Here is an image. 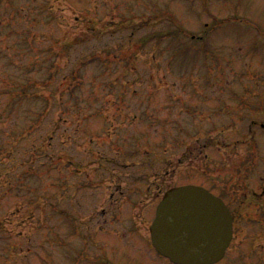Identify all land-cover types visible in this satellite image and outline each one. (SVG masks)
Masks as SVG:
<instances>
[{"label":"rangeland","instance_id":"374dc122","mask_svg":"<svg viewBox=\"0 0 264 264\" xmlns=\"http://www.w3.org/2000/svg\"><path fill=\"white\" fill-rule=\"evenodd\" d=\"M37 1L0 0V264H171L150 227L177 174L213 191L200 150L264 139V0ZM248 226L219 264H264Z\"/></svg>","mask_w":264,"mask_h":264},{"label":"water","instance_id":"95a60500","mask_svg":"<svg viewBox=\"0 0 264 264\" xmlns=\"http://www.w3.org/2000/svg\"><path fill=\"white\" fill-rule=\"evenodd\" d=\"M151 236L155 249L175 264H215L232 239V220L206 190L173 189L157 209Z\"/></svg>","mask_w":264,"mask_h":264},{"label":"flooded vegetation","instance_id":"af4514ba","mask_svg":"<svg viewBox=\"0 0 264 264\" xmlns=\"http://www.w3.org/2000/svg\"><path fill=\"white\" fill-rule=\"evenodd\" d=\"M87 3L91 5L94 2L89 3L83 1L82 5ZM35 6H37V0L35 2ZM100 8H103L104 10L107 9L105 0H99L98 2H95V5L93 6V9L95 10L94 14H99V12H102ZM71 9H75L74 4L72 5ZM4 11H7V9ZM99 20H96V17L93 16V19L91 18L87 20V25L90 26L89 28H95L96 26H107L106 19L101 20V22H99ZM14 21L15 19L9 20L10 23H13ZM19 21L21 20L19 19ZM0 25L4 26L2 23ZM23 25H25V21ZM255 127L257 129H264V124H259ZM248 132L249 139H254L256 137V130H254V126L249 127ZM199 153L200 156L203 154L202 161L199 163L201 164L203 160H205L210 165L206 163L207 170L205 172L200 166L197 167V171L199 172L198 176L203 175L206 179L208 173L215 170V172L212 174V177H214L216 180H212L210 185L213 189L212 192L225 202V204L230 209L233 218V240L228 251V256L231 254V251L234 250L240 252L237 256H241L242 253H245L249 254L250 257L251 247L249 242L251 237L244 236L242 247L235 248L233 245L240 233H246L245 230H247V227H243V224L247 225L252 222L259 224L264 223V176L260 175L263 172L257 169V167H251L250 159L252 156L249 154L245 155L238 152V154L235 155V152L231 154L232 152L224 151L221 156L216 154V156L213 158L206 154V150H200ZM262 162L264 163V159ZM220 173H225V175L220 178ZM256 176H259L258 181L256 180ZM237 193L240 196L239 199L236 195ZM250 233L255 232H249L248 235H250ZM259 234L264 235V231H261Z\"/></svg>","mask_w":264,"mask_h":264}]
</instances>
